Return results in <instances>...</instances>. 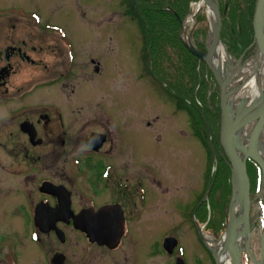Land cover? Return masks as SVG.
Segmentation results:
<instances>
[{
	"label": "rangeland",
	"instance_id": "obj_1",
	"mask_svg": "<svg viewBox=\"0 0 264 264\" xmlns=\"http://www.w3.org/2000/svg\"><path fill=\"white\" fill-rule=\"evenodd\" d=\"M194 1L197 0L181 3L184 8L182 19L195 13L190 11ZM218 2L220 11L225 9L221 20L222 42L230 47L229 40L235 44L238 37L233 34L231 38L229 27H234L235 33L240 30L239 19L247 15L250 3L242 0ZM158 3L163 7L169 4ZM158 3H150L151 10H160L155 6ZM126 9L125 0H0V51L10 46L19 49L24 54L22 58H28L24 65L20 64L19 56L15 58L17 65L15 74L8 80L9 89L0 87V117H9L10 111H39L42 101L65 108L61 90L69 96L72 87L55 86L44 92L41 85L47 80L43 75L48 74L51 79V73L55 75L54 68H58L57 74H60L67 65L66 48L61 45L64 36L76 53L77 60L73 65L83 76L73 82L74 86L78 85V91L87 93L97 85L98 79L92 85L87 82L89 75L93 76L87 60L91 55L95 58L104 55L103 75H107L104 80L102 78L100 91L96 93L101 98L98 101L108 95L112 97V103L117 104V112L120 103L125 110L128 173L135 175L138 167L143 177L148 173L154 177V194L146 198L144 207L138 205L136 214L129 215L125 235L115 250L89 245L81 235L68 231L67 244H56L52 237H47V247L41 248L40 254L32 245L23 244L17 235V244L25 248L18 253L23 259L18 264H50V256L56 252L65 256L66 264H174L175 257L180 256L186 264H214L200 242L199 228H205L201 234L204 239L208 238L212 243L219 240L226 229L230 197L225 194L227 175L218 161L220 155L216 150V155L212 156L207 146L211 141L207 132L209 124L205 122V128L198 116L199 112H205V107L208 112H215L214 98L219 96V90L212 84L208 71L187 55L179 38H171L165 26H162L161 35L165 37L161 41L147 33L143 35L137 22L125 15ZM231 17L238 18V22L232 24ZM185 27L192 41L190 47L200 52L206 43L208 28L205 11L200 10L193 23ZM20 38L26 41L22 43ZM154 45L159 48L155 55ZM188 70L194 72L197 79L191 98L174 87L191 83ZM105 86L112 88L111 91ZM13 96L21 97L16 104L11 101ZM174 97L196 113L192 117L203 143L194 136V123L188 125L189 116L178 110ZM154 117H157L156 121ZM151 121L153 130L145 125ZM212 122L214 124L213 117ZM251 168L248 166L251 173L246 168L250 192V175L254 174ZM217 171L220 172L218 179ZM145 181L149 182V178ZM202 181L206 182V188L200 197ZM251 195L249 247L258 259L264 206L259 194L254 195L252 191ZM8 220L7 207L2 203L0 232L5 238L11 233L6 226ZM166 238L177 242L172 255L162 248ZM5 251L0 255H5ZM1 256L0 264H5ZM241 262L251 264L245 251Z\"/></svg>",
	"mask_w": 264,
	"mask_h": 264
},
{
	"label": "flooded vegetation",
	"instance_id": "obj_2",
	"mask_svg": "<svg viewBox=\"0 0 264 264\" xmlns=\"http://www.w3.org/2000/svg\"><path fill=\"white\" fill-rule=\"evenodd\" d=\"M63 39L67 65L60 74L54 68L51 79L48 74L43 75L47 80L41 85L44 92L55 86L72 87L69 96L64 90L60 95L52 89L60 95L65 108L42 101L39 111H10L9 117H0V205L5 203L7 207L6 226L11 230L7 238L0 232V252L6 250L0 256L5 264L23 261L19 254L25 248L17 244V235L23 244L32 245L40 254L41 248L47 247V237L56 244H67L68 231L88 242L75 227L80 214L110 209L123 215L127 227L129 215L136 214L138 205L144 207L146 198L154 194L151 173L143 177L138 167L135 175L128 173L127 121L122 103L117 112L111 96H105L103 101L96 96L107 75H103L104 55H91L87 60L93 76L85 81L92 85L98 79L95 89L92 86L87 93L78 91L73 82L83 76L73 65L77 60L75 51L64 36ZM24 40L20 38L22 43ZM23 55L10 46L0 51V87L9 89L8 80L17 65L15 58L19 56L22 65L28 61ZM13 97L15 104L21 98ZM145 125L147 129L154 128L153 121ZM188 125L191 126L189 117ZM205 188L206 182L202 181L200 197ZM49 263L66 264V258L52 253Z\"/></svg>",
	"mask_w": 264,
	"mask_h": 264
},
{
	"label": "water",
	"instance_id": "obj_3",
	"mask_svg": "<svg viewBox=\"0 0 264 264\" xmlns=\"http://www.w3.org/2000/svg\"><path fill=\"white\" fill-rule=\"evenodd\" d=\"M131 1L135 3L134 0ZM202 2L205 4L209 3L208 0H202ZM214 18L215 30L213 44H216L221 43V16L217 0H215L214 3ZM252 28L254 34L253 45L255 46V51L264 57V0H256L255 2ZM189 52L197 59L206 63L220 90L219 145L228 161L232 176V194L228 206V221L226 229L222 235V237L225 239V248L228 251L231 264H241V253L236 252V247L238 244L244 241L245 243L243 251H245V253L248 255L252 264H261L264 259V228L260 236V253L258 260L251 253L249 247V214L251 208V199L250 183L246 172V161L250 160L258 165L262 172L264 186V159L259 155L257 149L259 133L264 131V106L257 111H254L255 108L249 106L241 113L240 118L231 119L228 110L223 105L224 87L220 85L217 75L208 66L207 48L205 49L204 53L197 52L193 48H190ZM240 62L241 59L237 61L238 64ZM252 120L255 121V124L249 137L245 143H240L235 137V130L239 129L241 126ZM210 147L212 148V144H210ZM238 203H240L241 212H238L236 215V213L233 211V208ZM235 219L236 222H234ZM238 226H240V230L236 234V229ZM75 227L85 234L90 243H96L98 246H105L109 249L116 248L123 236L122 215L117 214L110 209H103L95 214H90V211L80 214L76 218ZM175 247L176 240L173 238L164 239L163 249L168 254H171ZM208 250L213 256V252L210 249ZM213 259L216 264V259L214 256ZM176 264L184 263L182 260L177 259Z\"/></svg>",
	"mask_w": 264,
	"mask_h": 264
},
{
	"label": "bare ground",
	"instance_id": "obj_4",
	"mask_svg": "<svg viewBox=\"0 0 264 264\" xmlns=\"http://www.w3.org/2000/svg\"><path fill=\"white\" fill-rule=\"evenodd\" d=\"M208 1V4L200 3L196 5V8L199 7L205 11L208 24L206 40L208 50L207 63L217 75L220 85L224 87L223 105L228 110L230 118L237 119L241 117V113L249 106L255 108L254 111H257L264 106V57L261 54L256 53L244 63L238 64L236 60L230 58L225 53V50L220 43L213 44L215 30V0ZM191 19L192 18L190 17L189 21ZM254 124L255 121L252 120L235 130V137L240 143H245ZM257 149L259 155L264 159V131L259 133ZM240 208V203L235 205L233 208L234 213H240ZM234 222H236V219ZM239 230L240 226L237 227L236 234ZM205 242L207 247L213 252L216 264H231L228 251L225 248L224 237L215 243H212L207 239H205ZM244 243L245 242L243 241L237 245L236 252H243ZM261 264H264V259Z\"/></svg>",
	"mask_w": 264,
	"mask_h": 264
},
{
	"label": "trees",
	"instance_id": "obj_5",
	"mask_svg": "<svg viewBox=\"0 0 264 264\" xmlns=\"http://www.w3.org/2000/svg\"><path fill=\"white\" fill-rule=\"evenodd\" d=\"M125 1L127 3V9H126L125 15L133 18L137 22V24L139 25V27L142 30L143 35H145V33H147V34L153 36L155 39L157 38L159 41H161L165 37V35L164 36L161 35V33L163 32L162 26H165L168 30L167 34L171 38H174L175 40H177V38H178L177 30H179V22L184 15V8L181 7V3H187V0H135V5H133L130 2V0H125ZM159 1L163 2V3H169V4H167V6H165V7H163L162 3H158ZM242 1L244 3H250V9H249L247 15H245V16L241 17V19H239L240 30L237 33H235L234 27H229V30H230L229 33H230L231 38L233 37V34L238 37V41L235 44H232L231 40H229L230 49L235 54H241L242 52L246 51L248 45H250V43L252 42V30H251V22L250 21H251V17H252L254 0H242ZM150 3H158L155 6L159 7L160 10H158L156 8L154 11L151 10L152 8H151V6H149ZM243 13H245V11ZM231 22H232V24H234V22H238V18L234 20V18L231 17ZM153 50H154V55H155L158 52L159 48H157L156 45H154ZM185 52L194 61L199 63L197 61V59L192 57L186 50H185ZM247 54H250V52H248ZM203 68H204V66H203ZM187 75H188V78L190 79V82H191L189 85H186V86L183 85L180 87L178 85H175L174 87L177 88L178 91H181L183 93L188 94L191 98V94H193L194 87L196 84L195 82L197 81V79H196L194 72H190L188 70ZM202 83H204V82H202ZM174 98H176V97H174ZM176 104H177L178 109H181V110L188 109L187 105L184 104L182 101H180L178 98H176ZM187 111L191 117L192 116L194 117V114L196 115V113L194 111H192L191 109L190 110L188 109ZM199 115L200 116H198V119H199L200 124L203 125V122L201 119V117L203 116L205 122L207 124H209V127L212 128V130L214 131L212 117H213V120L215 121L218 114H216V112H214V111L208 112L207 108L205 107V112H199ZM193 117H192V121H193V123H194L193 125L195 127V133H196L195 136H197L203 143V140L200 137L201 134L198 133V131H197ZM206 144H207V142H206ZM218 161L220 162L221 165L224 166L225 173L227 175L226 176L225 194H228V196L230 197V189H231V187H230V170H229V167H228L225 159L222 156H219ZM250 165H252V166H250ZM248 166L252 167L251 168L252 173H254L252 177L250 175V178H251V183H252V191L255 194L257 192V189H258L259 184H260L259 169L251 161L247 162V170H249ZM217 172L219 173L217 175V179H218L220 177V172L219 171H217ZM249 173H251L250 170H249ZM228 202H229V200H228Z\"/></svg>",
	"mask_w": 264,
	"mask_h": 264
}]
</instances>
